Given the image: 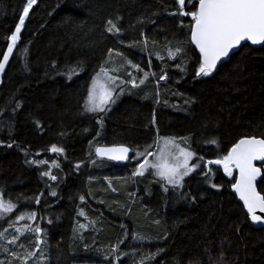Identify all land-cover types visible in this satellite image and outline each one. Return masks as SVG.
Listing matches in <instances>:
<instances>
[{"label":"trees","instance_id":"trees-1","mask_svg":"<svg viewBox=\"0 0 264 264\" xmlns=\"http://www.w3.org/2000/svg\"><path fill=\"white\" fill-rule=\"evenodd\" d=\"M26 2L0 0V59ZM192 4L198 0H186L184 11ZM176 10L175 0H36L29 10L0 82V189L16 214L36 212L42 231L14 232V214L0 220L8 234L0 239L4 264H21L28 252L26 264H264V227L252 226L233 193L236 170L229 176L223 165L205 167L242 137L264 138V45L245 44L216 71L196 76L194 21ZM109 20L119 33L106 31ZM177 47L182 53L170 58ZM115 65L126 81L149 76L140 87L125 84L127 95L118 86L103 113L84 112L92 78ZM157 135L187 138L203 158L179 189L164 191L151 170L133 176L143 156L117 164L95 154L114 144L133 156L152 152ZM213 138L216 144L206 142ZM37 160L47 164L31 163ZM49 169L56 180L42 175ZM201 169H211L207 179ZM258 191L264 195V174Z\"/></svg>","mask_w":264,"mask_h":264},{"label":"snow or ice","instance_id":"snow-or-ice-1","mask_svg":"<svg viewBox=\"0 0 264 264\" xmlns=\"http://www.w3.org/2000/svg\"><path fill=\"white\" fill-rule=\"evenodd\" d=\"M177 4V10L173 15L179 16H191L194 23L190 26L191 42L199 49V67L196 70V76H208L216 68L217 62L222 57H226L229 51L235 46L239 45L241 41H251L252 44H258L264 42V0H198L197 4H192L193 11H184L186 0H175ZM36 3V0H27L23 5L22 12L19 14L18 23L15 25V30L10 36L6 38L7 50L2 53V59H0V72H3L6 62L9 60L10 54L13 52L16 42L19 40V34L21 28L25 23V18L29 14V10ZM191 3V0H189ZM117 20L120 18L117 17ZM106 31L113 33L114 35L121 30L116 24L109 20L107 21ZM117 43L122 44L123 41L117 40ZM140 43V42H138ZM142 43L146 47L148 41L145 38ZM155 43V41H153ZM114 49H108L109 59L112 57ZM182 53L181 48L177 47L175 50H169V57L177 56ZM116 56H122L119 51H115ZM107 62V61H106ZM126 64H131L133 68L140 69L138 64H132L131 61L125 58ZM55 64V62H53ZM178 69L184 71L179 64L176 65ZM118 69H107L101 66L100 71L95 74L91 80V85L88 88L87 96L84 100L83 111L86 113H103L106 111V105H110L113 102V91L118 85H124L131 83L133 87H137L136 78H132L128 81H121L118 76H113L110 71H116ZM75 74L73 71L67 73L68 78ZM154 75V74H153ZM149 76L148 72L143 73V77L139 79V83L143 84L145 79ZM165 75L158 77L157 83L160 80H164ZM120 91H123V87H120ZM158 95V93H157ZM188 103V101H185ZM167 104V101H165ZM17 106L18 102H17ZM154 123V115L153 121ZM181 143H185V147H181L176 142V138L173 137H160L157 135L154 144L157 145L158 151L153 153L145 150L144 153L135 152L133 159L136 156H143V160L138 162L136 170L132 173L133 176L143 175L145 171L151 170L154 177H158L162 182L164 191H168L167 186H171L173 189H179L183 186V180L186 176L200 167L199 162L203 161L202 157L189 149L187 146V138H180ZM207 143L216 144L217 141L213 138ZM11 147V145H8ZM151 146H149L150 148ZM54 153L63 152L62 148L52 145L49 149ZM132 151L123 144H114L110 147H96L95 154L98 156L108 157L115 161H124L128 159L129 152ZM154 156V159L150 160L149 157ZM196 157L197 163H189ZM254 162H260L264 166V138L256 136H245L232 144L227 154L217 158L214 161L205 162L207 164L223 165L224 172L232 176L233 169L238 171V176L235 177V183L231 187L239 194L240 200L243 201V207L247 210V215L253 223H260L264 225V195L257 190L256 181L257 177L261 176V167H257ZM36 164H47V161H31ZM53 165L59 168V164L56 161L52 162ZM79 167V165H77ZM211 169L208 170L210 173ZM202 174L208 178V173ZM43 176H49L51 180H56V176L51 175V169L42 173ZM91 179V178H90ZM213 188L218 185L213 184ZM50 195L55 197L56 192H50ZM19 200V197L17 198ZM35 202H40L39 196L35 197ZM84 200V197H80ZM17 204L13 203L11 199H5L3 195V189H0V219H7L9 214H14L16 220H23L27 217L28 220H35L37 213L32 212H20L16 214ZM80 215L83 216L84 212L81 210ZM9 226H12L9 220ZM84 224H79L78 228L83 229ZM24 228L39 235L41 233L40 227L32 228L25 224ZM78 229H74L77 231ZM17 229V232H20ZM4 237V233L0 232V239ZM17 236H13L10 244L17 243ZM39 239L36 240V245L39 247ZM113 250L118 248V245H113ZM2 251L8 253L7 248H3ZM162 251V250H158ZM10 256L16 257L17 253H8ZM32 252L26 253L24 257H20L21 264H26L27 258L32 256ZM120 255H126L120 253ZM156 254H149L145 259H151ZM119 259V257H117ZM0 264L4 262L0 261Z\"/></svg>","mask_w":264,"mask_h":264},{"label":"rangeland","instance_id":"rangeland-1","mask_svg":"<svg viewBox=\"0 0 264 264\" xmlns=\"http://www.w3.org/2000/svg\"><path fill=\"white\" fill-rule=\"evenodd\" d=\"M22 27H23V26H22ZM21 30H22V28H21ZM19 36H20V34H19ZM11 55H12V53H11L10 56H9V60H10ZM9 60L6 62V64H5V68H4L3 72H0V82H1V80H2V75H3L5 69H6L7 65H8ZM107 69H110V70H112V69H118V70H116V71H110V74H111V75H113V73H115V74H119L118 77L120 78V80H121V81H126V78H125V76H124V74H125V73H124V72H125V69H124V68L115 65L114 68L112 67V68H107ZM134 69H135V68H134ZM135 70L137 71V69H135ZM113 76H115V75H113ZM137 77H138V75H137ZM136 83H137V85H138L137 87H140L141 85L144 84V83H143V84H140V83H139V80H137ZM124 85H125V84H124ZM124 85H122V86H121V85H118V86H119V87H120V86L123 87ZM118 86H117V87H118ZM117 87H116V88H117ZM137 87H134V88H137ZM116 88H115V90L113 91V98H114V95H115ZM125 94H126V88L123 89L122 94H120V95H125ZM126 95H127V94H126ZM110 105H111V103H110ZM110 105H106V106H105L106 109H109ZM176 142L179 143L181 147H185V145H184L183 143H181V141H179V140L176 139ZM157 151H158V148H157V145H156L155 148H154V150H153L152 152H153V153H156ZM191 151H192V150H191ZM149 159H150V160L154 159V156H150ZM194 159H195V157H193V159H192L191 161H189V163H190V164H191V163H194ZM147 171H149V170H147ZM147 171H145V173H146ZM196 171H198V168H197L196 170H194L192 173H190L188 176H186V177L184 178V180H183V183H184V181H185L189 176H191L192 174H194ZM9 215H10V214H9ZM0 220H2V219H0ZM16 222H18L19 224L13 226L11 230H13L14 232H17V229H20L21 231H20V232H17V233H19V234H21V235H23L25 232H28V231H29V230H27V229L24 228V225H25V224L31 226L32 228H35V227L38 226V225L36 224V219H35V220H28L27 217H25L23 220H17ZM38 227H39V226H38ZM13 231H11V232L13 233ZM2 233H4V235H8L6 230L3 231Z\"/></svg>","mask_w":264,"mask_h":264},{"label":"water","instance_id":"water-1","mask_svg":"<svg viewBox=\"0 0 264 264\" xmlns=\"http://www.w3.org/2000/svg\"><path fill=\"white\" fill-rule=\"evenodd\" d=\"M192 44L194 45V47L196 48V50H197V52H198V54H199V49L196 47V45H195L194 43H192ZM245 44H250V45L253 46L254 48H259V47H261V46L264 45V42H261V43H258V44H252L251 41H241V43H240L239 45L235 46L233 49H231V50L229 51L228 56H226V57H222L221 60H219V61L217 62L216 68H215L213 71H216V70L219 68V66H221L224 62H227V61L231 58V56H232L233 54H235L236 52H238V51L241 49V47L244 46ZM201 76H203V75H201ZM110 146H112V145H99L98 147H110ZM125 146H126V145H125ZM126 147H128V146H126ZM128 148L131 149L130 147H128ZM131 150H132V149H131ZM96 156H97L98 158H102V159H107V160L113 161V162H115V163H117V164H126V163H127L132 157H133V151H130V152H129V154H128V159H126V160H124V161H115V160H111V159H109L108 157L98 156V155H96ZM254 163L256 164L257 167H260L259 165H257L258 162H254ZM235 170H236V169H235ZM236 173H237V176H238V171H237V170H236ZM263 174H264V171H263V169L261 168V176H258V177H257V181H256V187H257V190H258V184L261 182V180H262V178H263ZM232 190H233V193L237 196L238 201L243 205V201L240 200L239 194L236 193L235 190H234L233 188H232ZM244 209H245V208H244ZM245 211H246V213H247V210H246V209H245ZM257 214H258V215H264V214L259 213V211H257ZM249 219H250V217H249ZM250 222H251V224H252V226H253L254 228H263V227H264V225H262V224H260V223H253L251 220H250Z\"/></svg>","mask_w":264,"mask_h":264}]
</instances>
